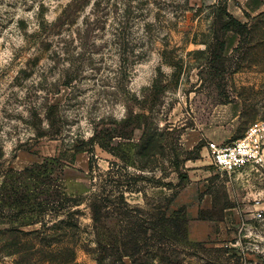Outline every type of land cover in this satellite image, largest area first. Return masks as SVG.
Here are the masks:
<instances>
[{
	"label": "rangeland",
	"instance_id": "rangeland-1",
	"mask_svg": "<svg viewBox=\"0 0 264 264\" xmlns=\"http://www.w3.org/2000/svg\"><path fill=\"white\" fill-rule=\"evenodd\" d=\"M263 121L264 0H0V264H264Z\"/></svg>",
	"mask_w": 264,
	"mask_h": 264
},
{
	"label": "built area",
	"instance_id": "built-area-1",
	"mask_svg": "<svg viewBox=\"0 0 264 264\" xmlns=\"http://www.w3.org/2000/svg\"><path fill=\"white\" fill-rule=\"evenodd\" d=\"M264 121L251 125L244 135L231 143L210 142L207 151L212 165L220 172L232 174L245 168L264 167ZM260 218V213L257 214Z\"/></svg>",
	"mask_w": 264,
	"mask_h": 264
},
{
	"label": "trees",
	"instance_id": "trees-1",
	"mask_svg": "<svg viewBox=\"0 0 264 264\" xmlns=\"http://www.w3.org/2000/svg\"><path fill=\"white\" fill-rule=\"evenodd\" d=\"M228 24L229 27L235 32V33H239L242 34L245 30V26L240 24L238 21L234 20L233 18H231L230 16H228ZM65 201H68L69 198H64ZM71 201V200H70ZM136 225V229L137 230H142V225H139L138 223H135ZM148 225V224H147ZM176 226V222L174 220L171 219H165L163 216L162 217H158L155 221L154 224H152V227L149 229L151 232L154 230H157V235L153 236L152 238L155 241H166L169 239V237L166 236V231H168L169 227ZM128 235L126 237V241L124 240L122 243V248H123V252H118V250H111V254L116 255L117 259H123V258H129V257H136V255L138 256V247H137V239H138V234L136 233L135 229L132 228L130 230H128ZM143 232H146V229L142 230ZM170 242V241H169ZM145 246L146 243H145ZM165 254V253H163ZM156 255L158 254H153L150 253V259L152 260L154 257H156ZM161 259H163V255L161 254ZM168 260V259H167ZM165 261V259H164ZM163 262V261H162ZM167 263V261L165 262Z\"/></svg>",
	"mask_w": 264,
	"mask_h": 264
},
{
	"label": "crops",
	"instance_id": "crops-1",
	"mask_svg": "<svg viewBox=\"0 0 264 264\" xmlns=\"http://www.w3.org/2000/svg\"><path fill=\"white\" fill-rule=\"evenodd\" d=\"M263 155H264V150H263Z\"/></svg>",
	"mask_w": 264,
	"mask_h": 264
}]
</instances>
